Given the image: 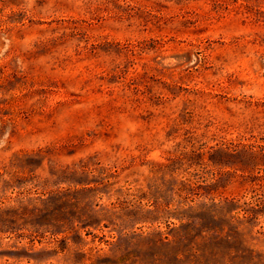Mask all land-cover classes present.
Returning a JSON list of instances; mask_svg holds the SVG:
<instances>
[{
  "label": "rangeland",
  "instance_id": "1",
  "mask_svg": "<svg viewBox=\"0 0 264 264\" xmlns=\"http://www.w3.org/2000/svg\"><path fill=\"white\" fill-rule=\"evenodd\" d=\"M0 264H264V0H0Z\"/></svg>",
  "mask_w": 264,
  "mask_h": 264
}]
</instances>
